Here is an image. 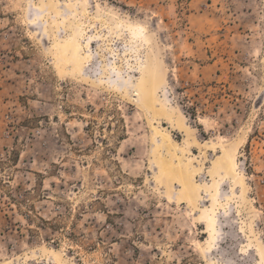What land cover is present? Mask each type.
<instances>
[{
    "label": "rangeland",
    "instance_id": "374dc122",
    "mask_svg": "<svg viewBox=\"0 0 264 264\" xmlns=\"http://www.w3.org/2000/svg\"><path fill=\"white\" fill-rule=\"evenodd\" d=\"M0 264H264V0H0Z\"/></svg>",
    "mask_w": 264,
    "mask_h": 264
},
{
    "label": "bare ground",
    "instance_id": "6f19581e",
    "mask_svg": "<svg viewBox=\"0 0 264 264\" xmlns=\"http://www.w3.org/2000/svg\"><path fill=\"white\" fill-rule=\"evenodd\" d=\"M162 135V134H161ZM163 138V137H162ZM225 157H226V161L223 162V164L225 165L223 168L227 171V174L229 172H231L233 174V179H238V174H237V166H236V163H235V159H234V156L232 155H228L226 154V152L224 151V154Z\"/></svg>",
    "mask_w": 264,
    "mask_h": 264
}]
</instances>
